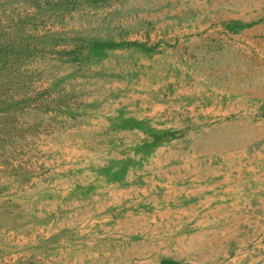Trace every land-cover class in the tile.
<instances>
[{"label": "rangeland", "instance_id": "374dc122", "mask_svg": "<svg viewBox=\"0 0 264 264\" xmlns=\"http://www.w3.org/2000/svg\"><path fill=\"white\" fill-rule=\"evenodd\" d=\"M254 1L0 0V264H264Z\"/></svg>", "mask_w": 264, "mask_h": 264}, {"label": "crops", "instance_id": "0c3cea01", "mask_svg": "<svg viewBox=\"0 0 264 264\" xmlns=\"http://www.w3.org/2000/svg\"><path fill=\"white\" fill-rule=\"evenodd\" d=\"M254 1V0H252ZM194 8L199 9L202 13L205 14L206 12L212 19L215 21L217 17H223L224 19H236L239 18L240 21L244 20L245 15L247 14L248 10H251L252 7H249L251 4L249 0H209L210 4L207 5L206 0H194ZM163 3V2H162ZM258 0L254 1L252 5H257ZM151 10L152 8H148ZM163 10L162 12H165ZM162 12H156L155 15L152 14L153 12L149 13V16L155 17L160 15ZM182 14V13H181ZM243 17V19H242ZM249 26H245L244 28L239 29V36L241 40L248 44L251 47H255L257 50H261L264 52V20L255 21ZM217 25V24H216ZM259 157H264V154L256 152ZM263 161V160H262ZM261 161V162H262ZM261 166L255 170L256 176V184H262L264 182V166L263 163L260 164ZM257 187V201L261 206L264 207V187L259 186Z\"/></svg>", "mask_w": 264, "mask_h": 264}, {"label": "trees", "instance_id": "16d2710c", "mask_svg": "<svg viewBox=\"0 0 264 264\" xmlns=\"http://www.w3.org/2000/svg\"><path fill=\"white\" fill-rule=\"evenodd\" d=\"M94 43V42H93ZM127 44H132V45H135V46H139L140 48H144V44H141V43H137V42H119V43H113V42H100V43H94V46L98 53L101 54L103 52V50H105L106 48L107 49H111L115 46H122V45H127ZM148 49V48H146ZM149 50V49H148ZM120 126H124V127H133V128H139V129H144L146 128V131L151 134L152 133V141H151V144L153 145H157L159 144L161 141L167 139V138H171V137H174L176 136V133L171 131V130H167V131H154L155 129L152 128V127H144V121H134V120H130V121H122L120 124ZM153 131L155 133H153ZM119 174L120 172L117 171L115 174H114V179H116L117 177H119ZM160 264H180L179 262H176V261H172V260H162L160 262Z\"/></svg>", "mask_w": 264, "mask_h": 264}]
</instances>
